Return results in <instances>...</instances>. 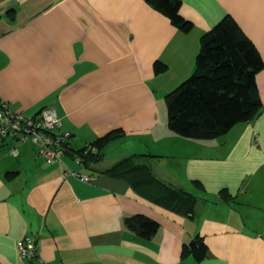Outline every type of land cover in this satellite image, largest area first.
Wrapping results in <instances>:
<instances>
[{"label":"crops","instance_id":"0c3cea01","mask_svg":"<svg viewBox=\"0 0 264 264\" xmlns=\"http://www.w3.org/2000/svg\"><path fill=\"white\" fill-rule=\"evenodd\" d=\"M180 1L188 32L145 0H0V98L27 116L54 107L58 131L70 133L65 165L90 176L63 178L32 141L14 156L0 137V264H28L16 247L25 235L46 264H264V0ZM228 14L263 60L262 109L222 136L179 137L164 95L192 72L202 33ZM156 60L166 69L155 74ZM113 130L97 161L74 162ZM132 154L154 155L139 160L195 195L194 212L104 174ZM133 214L154 219L156 232L133 235L124 223ZM197 236L207 247L199 261L182 255Z\"/></svg>","mask_w":264,"mask_h":264},{"label":"trees","instance_id":"16d2710c","mask_svg":"<svg viewBox=\"0 0 264 264\" xmlns=\"http://www.w3.org/2000/svg\"><path fill=\"white\" fill-rule=\"evenodd\" d=\"M145 1L177 29L183 32L191 29L192 23L179 14L180 0ZM262 68L263 60L255 45L231 15L223 16L200 36L192 72L164 95L168 127L185 138L210 139L224 135L237 124L250 121L262 109L256 84V75ZM165 69L163 62L156 60L153 63L155 74ZM118 131L98 137L91 145L95 150L100 149ZM95 150L89 153L91 151L82 148L76 154L83 163L97 161L100 154L98 151L94 153ZM141 156L154 155L132 154L111 165L104 174L125 180L133 189L143 190L154 204L192 214L197 197L160 181L149 166L139 160ZM124 223L133 235L143 239L151 237L158 229V223L143 214L127 216ZM206 252V244L199 236L182 248L183 256L191 254L197 261L202 260Z\"/></svg>","mask_w":264,"mask_h":264},{"label":"built area","instance_id":"2783aa9c","mask_svg":"<svg viewBox=\"0 0 264 264\" xmlns=\"http://www.w3.org/2000/svg\"><path fill=\"white\" fill-rule=\"evenodd\" d=\"M61 126L60 118L54 107H43L37 114L27 116L20 110L11 108L0 98V137L11 139L12 155L18 154V145L32 141L37 147V154L48 163H57L62 169V177L74 176L79 180L88 182L90 176L73 171L65 165L63 156L69 147L70 133L58 131ZM85 151H94L90 144L84 145ZM76 163L81 162L78 154L73 156ZM18 254L26 259L28 264H46L38 253L35 241L25 235L16 242Z\"/></svg>","mask_w":264,"mask_h":264},{"label":"rangeland","instance_id":"374dc122","mask_svg":"<svg viewBox=\"0 0 264 264\" xmlns=\"http://www.w3.org/2000/svg\"><path fill=\"white\" fill-rule=\"evenodd\" d=\"M181 82H182V81H181ZM181 82H180V83H181ZM180 83H179V84H180ZM179 84H178V85H179ZM178 85H177V86H178ZM177 86H176V87H177ZM170 91H171V90H170ZM168 92H169V91H168ZM179 137H182V136H179ZM184 138H185V137H184ZM188 139H190V138H188ZM196 141H197V140H196ZM116 153H117V152H116Z\"/></svg>","mask_w":264,"mask_h":264}]
</instances>
